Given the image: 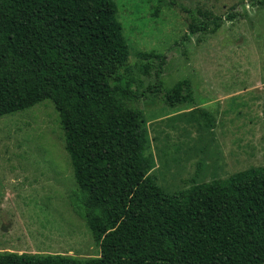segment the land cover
I'll use <instances>...</instances> for the list:
<instances>
[{"label":"trees","instance_id":"1","mask_svg":"<svg viewBox=\"0 0 264 264\" xmlns=\"http://www.w3.org/2000/svg\"><path fill=\"white\" fill-rule=\"evenodd\" d=\"M182 12L191 35L224 21ZM116 13L112 0H0V117L52 103L76 183L73 211L99 246L87 259L3 251L0 264H264V166L173 193L148 173ZM144 57V73L163 61ZM157 69L149 93L171 109L193 102L189 81L163 89Z\"/></svg>","mask_w":264,"mask_h":264},{"label":"rangeland","instance_id":"2","mask_svg":"<svg viewBox=\"0 0 264 264\" xmlns=\"http://www.w3.org/2000/svg\"><path fill=\"white\" fill-rule=\"evenodd\" d=\"M112 1L129 47L138 96L131 105L141 111L152 178L173 193L264 166L262 0ZM183 8L224 21L214 33L191 35ZM230 13L237 16L226 21ZM149 53L163 61L144 73ZM155 69L163 89L189 81L193 102L171 109L149 93ZM75 186L51 102L0 117V252L98 256L73 211Z\"/></svg>","mask_w":264,"mask_h":264}]
</instances>
